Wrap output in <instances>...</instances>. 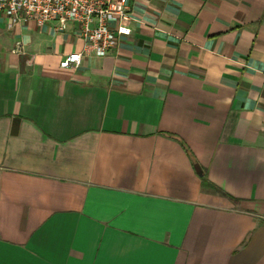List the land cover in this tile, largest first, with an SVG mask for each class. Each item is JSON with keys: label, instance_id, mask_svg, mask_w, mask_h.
Listing matches in <instances>:
<instances>
[{"label": "crops", "instance_id": "obj_1", "mask_svg": "<svg viewBox=\"0 0 264 264\" xmlns=\"http://www.w3.org/2000/svg\"><path fill=\"white\" fill-rule=\"evenodd\" d=\"M130 4L70 67L0 10V264H264V0Z\"/></svg>", "mask_w": 264, "mask_h": 264}, {"label": "built area", "instance_id": "obj_2", "mask_svg": "<svg viewBox=\"0 0 264 264\" xmlns=\"http://www.w3.org/2000/svg\"><path fill=\"white\" fill-rule=\"evenodd\" d=\"M0 10L13 21L55 22L60 30L69 21L76 22L85 47L64 54L60 60L63 67L79 66L87 54L109 55L129 33L134 20L130 0H0Z\"/></svg>", "mask_w": 264, "mask_h": 264}, {"label": "trees", "instance_id": "obj_3", "mask_svg": "<svg viewBox=\"0 0 264 264\" xmlns=\"http://www.w3.org/2000/svg\"><path fill=\"white\" fill-rule=\"evenodd\" d=\"M203 186L216 187L215 184L211 183L205 174L201 175Z\"/></svg>", "mask_w": 264, "mask_h": 264}]
</instances>
